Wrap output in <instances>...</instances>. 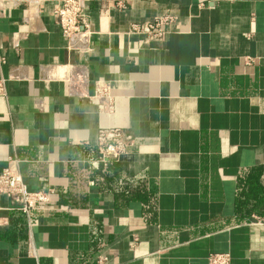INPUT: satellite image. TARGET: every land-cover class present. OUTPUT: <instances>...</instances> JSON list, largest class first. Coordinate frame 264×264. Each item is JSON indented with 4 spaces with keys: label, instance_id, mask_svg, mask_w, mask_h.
I'll use <instances>...</instances> for the list:
<instances>
[{
    "label": "crops",
    "instance_id": "crops-1",
    "mask_svg": "<svg viewBox=\"0 0 264 264\" xmlns=\"http://www.w3.org/2000/svg\"><path fill=\"white\" fill-rule=\"evenodd\" d=\"M60 5L0 0V174L53 191L29 217L1 198L0 264H264V0H85L72 41ZM108 127L129 145L104 165Z\"/></svg>",
    "mask_w": 264,
    "mask_h": 264
},
{
    "label": "built area",
    "instance_id": "built-area-1",
    "mask_svg": "<svg viewBox=\"0 0 264 264\" xmlns=\"http://www.w3.org/2000/svg\"><path fill=\"white\" fill-rule=\"evenodd\" d=\"M119 5L124 6L123 2ZM85 0H61V5L54 14L62 29L63 36L72 41L89 30V22L84 15ZM170 15L156 18L148 23L134 26L133 30L147 34L153 38H163L165 31L163 25L171 22ZM4 62V60H3ZM6 79H0V95L6 96ZM101 108L111 110L115 101V94L110 84L97 86L95 92L90 96ZM129 142L125 132L118 127L101 128L98 134V161L104 165L119 161L127 152ZM53 191H31L24 181L22 175L8 167L0 174V210L2 209L1 198L8 197L13 206L12 210L23 213L27 217L38 208H45L52 200ZM257 223L264 224V219L256 217ZM104 255L97 257L96 264H107ZM209 264H231L229 253H212L208 258Z\"/></svg>",
    "mask_w": 264,
    "mask_h": 264
}]
</instances>
